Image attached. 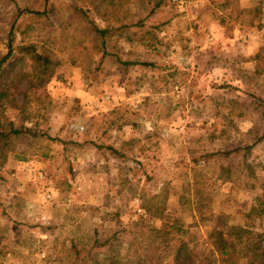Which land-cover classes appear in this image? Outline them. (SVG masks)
Listing matches in <instances>:
<instances>
[{
  "label": "rangeland",
  "instance_id": "1",
  "mask_svg": "<svg viewBox=\"0 0 264 264\" xmlns=\"http://www.w3.org/2000/svg\"><path fill=\"white\" fill-rule=\"evenodd\" d=\"M191 1L0 0V59L61 62L38 91L28 60L9 76L0 264H207L229 227L264 246V0Z\"/></svg>",
  "mask_w": 264,
  "mask_h": 264
},
{
  "label": "trees",
  "instance_id": "2",
  "mask_svg": "<svg viewBox=\"0 0 264 264\" xmlns=\"http://www.w3.org/2000/svg\"><path fill=\"white\" fill-rule=\"evenodd\" d=\"M91 28L96 35L101 37H104L107 33L106 30L100 29L94 22H91ZM14 53H18L16 57ZM25 60L31 63L32 74L20 75L15 87L25 80V88L29 92L44 88L61 66V62L58 59L54 58L46 50L38 51L36 45H23L17 51H14L10 44L7 53L0 59V107L4 104L7 97L11 96L9 94L11 84L9 76L15 73L18 64ZM10 102L14 104V99ZM21 133V131L15 129H10L8 133L0 129V141L7 139L10 135H19ZM5 156L3 155V158ZM244 233L247 234L244 235ZM250 233L249 231L246 232L242 227H229L227 232L213 231L211 238L215 246V253H212L213 255L217 254L218 259L213 260V262L208 261L207 264H217L218 262L219 264H238L240 259L244 261L243 264H264V246H262L261 241H251L250 239H254V237Z\"/></svg>",
  "mask_w": 264,
  "mask_h": 264
},
{
  "label": "built area",
  "instance_id": "3",
  "mask_svg": "<svg viewBox=\"0 0 264 264\" xmlns=\"http://www.w3.org/2000/svg\"><path fill=\"white\" fill-rule=\"evenodd\" d=\"M171 3H173L174 5L176 4L178 7H182L185 4H191L192 1L191 0H169Z\"/></svg>",
  "mask_w": 264,
  "mask_h": 264
}]
</instances>
